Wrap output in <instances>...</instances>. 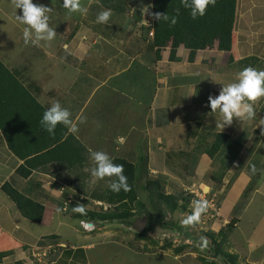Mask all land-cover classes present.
<instances>
[{
	"label": "crops",
	"instance_id": "1",
	"mask_svg": "<svg viewBox=\"0 0 264 264\" xmlns=\"http://www.w3.org/2000/svg\"><path fill=\"white\" fill-rule=\"evenodd\" d=\"M57 2L62 3V0H33V3L44 6ZM132 3L140 6L142 0ZM149 4L152 13V0ZM135 9L136 14L125 13V17H129V22L134 25L142 13L141 7ZM21 14L22 10H16L12 0H0V62L45 109L59 100L70 109L74 122L78 123L81 116L86 118L84 123H78L79 131L74 136L86 149L87 160L82 164H67L37 159L30 174L22 177L16 169L23 159L10 150L0 128V252H4L0 264H154L155 257L166 264H194L197 253L188 245L180 246L175 251L172 247L154 245L145 237L136 240L128 230L125 234L121 233L115 221L89 222L95 227L93 232L75 227L72 223L74 218L84 220L86 217H75L80 214L73 211L74 207L79 206L76 198L80 191L70 183L79 182L76 174L81 181L88 179L84 172L90 164L88 151L92 149L104 150L114 158H123L134 164L135 179L140 172L148 177L158 175L179 182L193 180L196 182L188 189L195 196L201 197L211 192L215 184L210 177L213 160L201 150L202 132H224L234 139L249 132L255 124L251 120L234 117L231 124L222 128V117L219 111L212 113L208 98L218 95L222 84L233 82L244 67L264 69V0H236L229 47L219 50L214 43L198 49L193 61L188 60L189 50L182 44L177 46L176 60L169 59V46L164 47L160 58L156 59L149 34L146 42L142 39L137 42L141 36L137 26L133 29V36L127 31L125 35L115 27H112L111 35L96 34L89 22L76 24L79 15L69 11L58 13V16L56 12L49 13L50 26L57 33L54 40L41 42L39 47L25 45L22 37L25 25L16 19V15ZM82 15L85 16V13ZM146 17L152 22L149 10ZM59 20L62 22L60 27ZM147 20L143 23L149 30L151 27L147 26ZM245 58L248 60L241 63L240 60ZM111 79L109 89L118 97L133 92L136 94L135 107L147 102L140 114L130 108L129 112L119 110L108 114L106 119V111L101 105L84 109L87 100L84 96L90 88L96 84L106 85ZM122 85H128L130 90L127 91ZM14 89L6 76L1 74L0 118L10 126L8 128L20 132L22 128L19 123L24 116L14 114L12 106L8 105L13 101L10 94L15 93ZM138 92L142 96L137 95ZM189 93L194 94L187 96ZM127 98L131 99L132 96ZM254 108L255 114L264 113V97L254 102ZM112 117L117 118L113 120ZM121 122H127L126 134L111 141L104 129L108 126L112 128L113 123L120 126ZM38 127L41 129L40 125ZM33 132L42 134L37 127ZM244 148L243 144L237 159L221 177L222 188L214 193L218 211L215 217L207 221L204 229L217 233L225 228L232 217H236V222L225 236L232 246V252L243 250L246 263L264 264V251L257 254L248 247L249 237L242 232L238 234L240 206L243 204L245 211L255 198L264 201V173L256 187L243 195L251 179V172L246 167L237 168ZM171 150H177L176 156L169 154ZM80 153L83 155V152ZM174 158L183 166L191 163L193 171L181 168L177 173L173 172L167 164L173 163L171 159ZM61 168H66V171ZM235 168L237 172L225 188ZM5 182L43 206L39 222L21 214L13 200L2 190ZM136 195L139 198L137 192ZM68 197L71 199L68 200ZM94 197L97 200L95 203L104 200ZM144 205L147 207L146 203ZM142 217L137 214L131 217L133 228H142ZM131 225H128L129 229ZM256 229L257 225L252 222V232ZM67 230L73 234H67ZM92 233L94 235L90 236ZM74 237L82 241L74 242ZM203 239L210 241L205 235ZM111 240L119 245L113 255L104 251L111 247L108 243ZM56 248L59 250L57 253ZM123 254L130 255L133 261L125 263L123 257L119 256ZM113 256L116 259L112 261ZM241 257L244 258L243 254Z\"/></svg>",
	"mask_w": 264,
	"mask_h": 264
},
{
	"label": "trees",
	"instance_id": "2",
	"mask_svg": "<svg viewBox=\"0 0 264 264\" xmlns=\"http://www.w3.org/2000/svg\"><path fill=\"white\" fill-rule=\"evenodd\" d=\"M236 8V0H215L214 5H209L206 9L205 15L193 20L190 16V10L184 8L181 0H152V13L154 12H167L169 16H176L177 22L170 25L166 21H157L152 17L153 36L152 46L155 48L156 59L160 58L161 50L169 46L170 53L169 59L176 60V49L179 44L184 45L189 50L188 60L193 61L196 50L204 49L214 43L219 50L227 49L230 45L231 27L234 21ZM178 10V11H177ZM248 58L240 60L244 63ZM6 76L7 81L14 86V94H10L13 101L8 102L12 106L14 114L19 116L20 113L23 117L20 120V132H15L10 126L5 125L0 118V128L4 134L6 142L10 150L18 157L23 159V163L18 166L16 172L22 177H27L31 169L36 165L37 159H43L45 162L63 161L67 164L72 163H85L87 160V151L78 141V139L67 132L63 125H57L55 134L51 135L40 129V119L45 108L40 105L35 98L16 80L0 62V75ZM15 102V104H13ZM17 103V105H16ZM14 105V106H13ZM19 105V107H18ZM20 110V112L18 111ZM38 128L42 134H35L33 131ZM40 141V143H38ZM242 149V140L240 138H231L229 134L224 132H216L214 139L208 149H203L213 162L217 159L219 162V169H223L218 179L213 180L216 182L221 181L223 173L229 169L234 161L237 159ZM83 152V155L80 153ZM114 163L122 164L124 166V174L128 178L129 190L120 192H112L109 190L107 197H104L108 202H115L117 206L110 211L102 213H94L86 211V214H77L75 217H87L91 220L100 221H121L131 223V217L137 213L133 211L134 206L138 205L137 212L149 215L148 209L142 202L138 201L134 180H135V166L134 164L126 161L123 158H114ZM261 177L251 179L247 184L245 192L254 189ZM151 185L159 186L155 181L147 180L145 188H150ZM2 190L13 200L21 214L28 219L39 222L43 213V206L33 201L32 199L22 195L17 189L4 183ZM158 203L153 205L155 214L152 215L154 222H159L164 228H169L176 232H180V226L176 223L163 218L166 213L173 212L177 209H185L184 202L179 203L177 197L171 193H165L162 190L157 192ZM100 198L99 199H104ZM104 199V200H105ZM183 200V199H182ZM184 201V200H183ZM146 207V208H145ZM145 208V209H144ZM148 211V212H147ZM139 215V214H137ZM128 219V221H126ZM161 219V220H159ZM236 222V217H232L227 223L225 228H221L217 233L205 230L204 235L208 237L213 245V254L221 257L225 263L233 264L231 256L228 252L220 249L221 235L226 233L227 230L233 227ZM139 235V233L137 232ZM183 234H186L183 232ZM171 246L165 243L161 248ZM180 247V246H179ZM175 248V251L179 249ZM4 252H0V261Z\"/></svg>",
	"mask_w": 264,
	"mask_h": 264
},
{
	"label": "rangeland",
	"instance_id": "3",
	"mask_svg": "<svg viewBox=\"0 0 264 264\" xmlns=\"http://www.w3.org/2000/svg\"><path fill=\"white\" fill-rule=\"evenodd\" d=\"M125 1L127 3H125L123 0H80L81 6L87 8V12L85 13V16H83L82 13L77 12L80 19L79 21H76V24L81 22L82 24L85 25L89 22V25L91 26V28L97 31V32L94 31L96 34L104 33L107 35L108 34L111 35L113 33V30L111 29H113L112 27H115L116 29H121V33H124L125 35H127V32H130L131 36H133L132 35L133 29H135V27L137 26L138 29L141 30L140 32L141 36L137 39V42H139L140 39L146 42L149 31H150V29L147 30L146 25H144L143 23L144 20H147L145 19L147 18L146 13L144 14L141 13L139 15V17L141 18L135 25L129 22V17L127 16L125 17V13L130 12L131 14H136L135 7L142 8L144 6H149V13H151L150 4H149L150 0H142V4L140 6L138 4L134 5L132 3L134 0H125ZM47 7L49 8L52 7L53 10H51V12H53V14L54 12H56L57 16H58V13L68 11L64 7L63 0H62V3H58V2L53 3L52 6L47 5ZM106 9H111L113 13L112 17L110 18V22L108 24L97 23L96 16L98 15L99 12L106 10ZM52 19H54L55 21L54 15ZM57 22L59 23V27L62 26V22L60 20ZM149 36L152 37V35L150 34ZM148 44L151 45V43H148ZM112 81L113 79H111L106 85L102 83V84H98V85L96 84L95 86H92L89 92L84 96L87 99L84 109L85 110L94 109V108H98L99 105H101L103 106L102 109L106 111V114L104 116L105 118L108 117V114H112L113 112H118L119 110H122V112L124 111L129 112L130 108L134 113L140 114L143 111V107L146 105L147 102H145L143 105L135 107L136 105L135 95L136 94H134L133 92L131 94H129L130 92L125 93L121 96V98L118 97L115 94V92L110 91L109 89ZM122 87L126 89L127 91L130 90L128 85H125V86L122 85ZM128 94L130 95V97L132 96L131 99L127 98V96H129ZM106 95L108 96V98H106ZM137 95L142 96L140 92H138ZM147 96H144V97L148 99ZM103 98L105 101L103 100ZM258 109H261V108H258ZM255 115L256 117L251 119V121L253 122L252 124H255L254 125L255 127L251 128V130L247 132L246 134H243L237 137L242 140V147H243V144L245 145L244 152L240 160V164L237 166V168L246 167L249 170V164L250 163L255 164L257 166L258 171L255 175L251 174L253 179L257 177H261L262 174L264 173V113L260 112L259 114H255ZM112 118L113 120H115L117 117H112ZM257 118L259 120H257ZM128 120L129 119L127 118V121ZM111 126L112 128L108 126L107 129H104L105 135L111 141L113 139L115 140L120 135L126 134L127 122H121V125L120 126L118 125L119 127L115 125L114 123ZM214 134L215 133H211L208 131L202 132L201 139H200V144L202 147L201 150L208 149L210 147V144L212 143L214 139ZM169 154L176 156L177 150H173V151L171 150ZM171 160L173 163H169L167 165H169L168 167L171 168L173 172L177 173L179 169L181 168L186 171L188 169L189 170L192 169L193 171V165L190 162H189L190 165L183 166L177 163L176 158L171 159ZM88 165H89L87 166L88 169H86L87 171L84 172L85 174L88 175V179L81 181L76 174V177L79 182L70 183L74 186H77V189L80 191V194H77V198H76L77 204L79 206L83 205V207H86V211H91L94 213H102V212H107V211L112 210L113 208L117 206V204L115 202H108L104 198V197H107V195L109 194L110 189L107 186V181L109 178L106 177L104 180H99L93 183L92 182L93 178L90 175V168L92 165L91 164H88ZM237 168L234 169L233 174L229 177L228 183H225L226 185L225 188L231 182L232 177L237 172L236 171ZM61 169H63L64 172L66 171V168H61ZM222 172H223V169H219V162L216 159L213 162V170L211 172L210 177H213L216 180L220 177L219 174ZM147 180L155 181L159 184V186L156 187L154 185H151L150 188L147 189L145 188V183ZM195 182L196 181H193V180L192 181L188 180L186 182H179L177 180H171V179L167 180V179H163L162 177H159L158 175L157 177H148L146 175H142V173L139 172L136 176V179L133 182L135 183V186H134L135 192H137L139 196L138 201L139 202L143 201L142 202L143 204L144 203L147 204L148 209L146 210L149 211V212L147 211L149 215L145 216L144 214H140V212H137L138 205L134 206L133 207L135 208L134 212L143 216L142 217L143 226L140 229H136V228H133V226L127 222L115 221L118 223L121 233L125 234L127 232L126 230H128L129 232L132 233V236L134 237V239L139 240L140 238L145 237L149 239V241H151L154 245L157 244V246H160L158 245L156 236L159 234L161 230L169 229V228H164L163 226H161V224L158 221L154 222V220L152 219V215L155 214V211L153 210V205L159 202L157 200L158 199L157 192L161 190L165 193L166 191H170L171 194H173L175 197L178 198L179 203L184 202V205L186 206L185 209H177V210H174L173 212L166 213V216L163 218L164 220L172 221L176 223L177 225L182 226L180 223L181 219L191 214L192 212V201L194 199L201 198L200 196L199 197L195 196L194 193H191L188 189V186H191L192 183H195ZM6 183L14 187L11 183L9 182H6ZM183 184L186 186V189ZM68 188L69 187H67L66 189ZM221 188H222L221 181L219 182L216 181L215 184L213 185V189L211 190V192H207L208 194H206V197L208 198L209 194H214V193L216 194L215 190H219ZM94 196H96L97 198L99 197L104 198L105 200H103L102 202H105V204H108V205L103 206V204L95 203V201L97 200H95ZM217 204H218V201H217ZM243 210H244V207L242 204L239 208L240 222H239L238 234L239 232H242L244 235L247 236V238L249 237L248 241L250 242L249 243L250 246L248 247L253 248V250L257 254L258 253L260 254L264 251L263 250L264 249V201H262L261 199L255 198L250 203V205L247 206L245 211ZM200 220L197 223H194L188 226H183L182 232L178 233V234H182L183 232H185L186 234L190 235L191 238L193 239V242L191 244H188V247L189 249H191L192 251H196L197 253L196 259H195L196 261L194 262V264H226L225 261L221 257L213 254L214 252L213 245L211 244L210 241L206 240L207 244L206 245L204 244L205 239H203V236H204V232L206 229H204L205 225H202L200 223ZM82 221H86V222L93 221L94 222L95 220H91L90 218H87V217L84 220H80V219L78 220L77 218H74L72 220V223L75 227H79V229L81 230L83 229L84 231L89 232L85 230L84 227L82 226ZM126 221H128V219ZM252 222L257 225V229L255 230V232H252L251 230ZM127 224L131 225L132 228L129 229ZM94 228L95 227L93 226L92 230H94ZM92 230L90 231L93 232ZM65 232L69 235L73 234L71 230H67ZM137 232L139 233V235L137 234ZM250 232H252L251 235H248ZM80 235H83V234H80ZM93 235L94 233H92L90 236H93ZM226 235H227V232L222 234L221 235L222 237L219 239L220 249L230 254L233 264H248L246 263L247 261L245 260V253L243 250L242 251L239 250V253L232 252V246L229 243H227V240L225 237ZM239 239L241 240V237ZM73 241L80 242L82 240L78 239L77 237H74ZM106 241H108V239H106ZM108 243L111 244V247L104 249V251L107 252L109 255H113L114 251H116L119 248V245L115 244L114 240H111ZM62 245L67 246V244H62ZM169 247H172V246H169ZM172 248H176V247H172ZM55 252L57 253L59 252V250H57L56 248ZM242 254L244 258L241 257ZM119 256L123 257V259L125 260V263H131L133 261L132 257L128 254H123ZM115 259L116 258H114V256L111 258L112 261ZM154 264H166V263L165 261L160 260L159 258L155 257Z\"/></svg>",
	"mask_w": 264,
	"mask_h": 264
},
{
	"label": "clouds",
	"instance_id": "4",
	"mask_svg": "<svg viewBox=\"0 0 264 264\" xmlns=\"http://www.w3.org/2000/svg\"><path fill=\"white\" fill-rule=\"evenodd\" d=\"M15 9H21L22 14L16 15V19L25 27L22 30L23 42L25 45L41 46V42H51L56 37V30L50 26L51 8L42 4L33 3V0H12ZM184 8L190 10V16L193 20L204 16L209 5H214L215 0H181ZM64 7L71 12L86 13L87 8L82 7L80 0H63ZM149 6L141 8V12L148 13ZM178 11V10H177ZM157 21H166L170 25L177 22L176 16H169L167 12L149 13ZM113 13L111 9H106L98 13L96 22L100 24H108ZM148 26V25H147ZM213 81H217L211 78ZM218 82V81H217ZM194 94L189 93L187 96ZM264 97V69H258L252 66L244 67L240 70L233 82L222 84L220 92L216 96H209V103L212 113L219 111L222 117L221 127L231 124L233 118L239 120H251L256 117L254 102ZM85 117L81 116L78 123H84ZM78 123L73 121L72 112L68 107L62 105L57 100L48 106L40 119L41 129L47 133L54 135L57 125H63L67 132L76 135L79 131ZM123 142V141H121ZM88 160L92 165L90 175L93 178V183L99 180L109 178L107 186L112 192L128 191V178L124 174V166L114 163V157L104 150L88 151ZM251 174L255 175L258 171L255 164H249ZM209 202L203 197L192 201V212L182 218L180 223L182 226H188L199 222L200 217L207 211ZM61 211V209H57ZM74 212H79L82 215L86 214L83 205L73 208ZM87 230L91 229L92 225L88 223L82 224ZM207 244V241H204Z\"/></svg>",
	"mask_w": 264,
	"mask_h": 264
},
{
	"label": "built area",
	"instance_id": "5",
	"mask_svg": "<svg viewBox=\"0 0 264 264\" xmlns=\"http://www.w3.org/2000/svg\"><path fill=\"white\" fill-rule=\"evenodd\" d=\"M147 25L151 27L149 34L153 36L152 22L148 21ZM201 197L205 198L209 202V207H208L207 211L202 215L201 220H200V223L202 225H206L208 220H210L216 216L217 211H218V204H217L215 194H209L208 198L206 197L205 194L202 195ZM69 199H71V198L68 197V200ZM97 204H102V202H97ZM107 205L108 204L103 203V206H107ZM84 223H88V224L92 225V228L87 229V231H90L93 229L94 225L92 223L82 221V224H84ZM180 232H182V231H180ZM180 232H176V231H173L171 229H163L156 236L157 242L160 246H162L165 243H168L172 247H179V246H183V245H188V244H191L193 242V239L191 238L190 235L178 234ZM35 253H37V252H35Z\"/></svg>",
	"mask_w": 264,
	"mask_h": 264
},
{
	"label": "water",
	"instance_id": "6",
	"mask_svg": "<svg viewBox=\"0 0 264 264\" xmlns=\"http://www.w3.org/2000/svg\"><path fill=\"white\" fill-rule=\"evenodd\" d=\"M226 264H229V263H226Z\"/></svg>",
	"mask_w": 264,
	"mask_h": 264
}]
</instances>
